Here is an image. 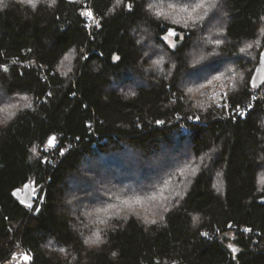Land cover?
<instances>
[{"label": "trees", "instance_id": "trees-1", "mask_svg": "<svg viewBox=\"0 0 264 264\" xmlns=\"http://www.w3.org/2000/svg\"><path fill=\"white\" fill-rule=\"evenodd\" d=\"M1 4L0 65L8 70H0V109L17 107L0 122V264L16 248L28 264H264V0H218L211 27L176 23L184 0ZM150 58L162 59L157 72L146 69ZM195 78L197 89H188ZM218 79L233 82L227 109L207 96ZM171 147L180 166L140 192L133 177ZM129 151L138 160L123 167L128 181L91 175L97 205L140 204L180 171L181 195L157 198L156 221L147 209L109 221L101 244L89 247L68 187L84 167H110ZM30 183L38 198L27 208L13 192Z\"/></svg>", "mask_w": 264, "mask_h": 264}, {"label": "rangeland", "instance_id": "rangeland-1", "mask_svg": "<svg viewBox=\"0 0 264 264\" xmlns=\"http://www.w3.org/2000/svg\"><path fill=\"white\" fill-rule=\"evenodd\" d=\"M199 2V0L197 1ZM1 3H3V0H0V6L2 5ZM151 3H153L151 1ZM184 5L186 6H180V11L181 8H188L189 10L191 9V7L194 5V3H196V0H184ZM182 4V3H180ZM203 11V9L199 10V12L197 13H193V15H199L201 12ZM180 18L176 20V23H179L178 21H184V23L186 22H190L191 24H193L189 19H188V13L182 11L181 14H179ZM178 18V17H176ZM180 24V23H179ZM190 24V25H191ZM197 23H195L196 25ZM183 25V24H182ZM184 26V25H183ZM172 33H174L173 31H171ZM261 35V34H260ZM174 36L175 35H170L168 34L166 37H164L165 42L170 46L173 47L174 46ZM158 60V59H157ZM156 58H150L148 61V67H146V69L149 72H157L158 67L155 66L153 64V61H157ZM66 64L64 65L63 68H66ZM235 76V75H234ZM258 79H257V83L262 82L264 79V68L261 69V71L258 73ZM200 81L195 78V79H189L188 81H186V83H188V89L191 90H195L197 89V84ZM226 83V85H225ZM225 85L226 87L224 88ZM233 85L232 80L229 81H219V79L210 87L208 86V94L207 96L209 97V99L212 97L211 100L214 101V103H216L218 106L220 107H224L225 105V100H224V95L225 93L228 94V91L231 90V87ZM2 100L5 99V97L1 96ZM7 108V107H4ZM1 108V109H4ZM10 111L13 112V108H10ZM9 119V114L8 112L5 111H0V122H6ZM38 149H35V152H37ZM169 154H168V153ZM184 155V152H181ZM178 154H180V152H176L175 147H171L169 148V150L167 151V149L165 151H162V153L160 155H158V157H156L155 159L154 156H152L150 158V162L146 163V169L144 170L145 172H142L138 177H134L133 178H137L134 179V181L136 180V182H138L139 184H142V188L141 191H143V193L147 192L146 190L149 188H152V186L154 185V183L163 175L166 173H169L172 169V171H174L178 166H180V162L182 161V159H180L178 157ZM138 155L137 153L132 154V152L129 151V153L126 154H121L120 156H118L117 158H114L113 161H115V163L113 165H111L110 167H98V166H94L93 168L90 166L92 173L89 174L91 171L89 170L88 172L86 171V169H88V167H84V171L82 172V178H78L76 177L75 180H73L72 184L68 187V198H67V203L69 206H72V209L74 212L76 211L75 205L77 203H79L78 205L81 207L78 211V222L81 225L80 227L83 229V232L87 233V237L84 239L85 243L86 241H88L86 244L89 247H97L99 244H101V234L100 231H102L103 228H105V226L108 224L109 221H114V220H119L118 222H120L121 220H123L125 217L131 215V214H138L140 215L142 212H144V210L146 211V209L148 210V214L150 215V217L147 218H152L151 220H158L160 216V207L157 206L158 200L157 198H161L162 194H166L164 196H166L163 200L164 201H171L174 197L180 196L181 195V185L179 186L178 184H175L176 179H174V177H176L177 175H179L181 173V171L176 174L174 177H172L171 180H169L167 183H165V187L169 188V189H163L161 188V190H158L156 192H150V194H146L144 195V197L149 201L146 206L144 204V201H146V199H141L138 200V197L136 198V200H138L140 202V204L138 202H136L135 200H133L131 202L130 205L126 206V204H117L114 203L113 201H106L109 204H104V205H97L99 203H101V200L99 199V195L95 194V196H97L98 198L95 199L93 197V191L98 189V185L96 184H92V180H91V175L92 178H94L93 175L97 176V177H102L105 179H108L109 181H112V179L116 178L115 180H118V178H122V177H128L126 174V171H124V168L127 167L128 165H135L136 161L138 160V157L136 156ZM170 155V156H167ZM177 157H175V156ZM117 160V161H116ZM125 166V167H124ZM124 167V168H123ZM153 170H156V172H153ZM159 171V172H158ZM162 171V172H161ZM87 172V173H85ZM164 172V173H163ZM137 176V175H136ZM125 180H129L126 179ZM140 180V181H139ZM76 181V182H75ZM173 181V182H172ZM91 182V184L89 183ZM133 182V181H132ZM131 181L129 182L130 184H133ZM99 183V182H97ZM38 192H36V194L34 195V201L33 204L35 203V201L38 198ZM104 197L107 196V194H103ZM109 196V195H108ZM130 196V195H128ZM122 201H125L124 198L121 199ZM103 202V201H102ZM96 203V204H94ZM120 203V200H119ZM96 205V206H94ZM149 205V206H148ZM143 209V210H142ZM98 210V211H97ZM83 212V213H82ZM94 228V229H92ZM99 233V242L97 243H92V240H95L96 237L94 234ZM13 254H15L16 258L13 259ZM13 254L11 255V257L3 264H25V262L23 261L22 257L26 254L24 253L20 248H16L15 251L13 252ZM29 257L30 255L27 254ZM30 261V259H29ZM29 261L27 262V264L29 263Z\"/></svg>", "mask_w": 264, "mask_h": 264}, {"label": "snow or ice", "instance_id": "snow-or-ice-1", "mask_svg": "<svg viewBox=\"0 0 264 264\" xmlns=\"http://www.w3.org/2000/svg\"><path fill=\"white\" fill-rule=\"evenodd\" d=\"M23 2L30 4L32 7L36 6V3L38 2V0H23ZM49 6H53L56 3V0H48ZM218 4V0H199V2L194 3V5L191 7V9L189 10L188 8H181V11L187 12L188 13V19L192 22V23H204L206 21V27H211L213 24V21L215 20V15H210L211 13H213V10L217 7ZM127 7L129 8V10H131V4L127 5ZM156 5L154 3H149L148 8L149 10L155 8ZM203 9V11L199 14V15H193V13H197L199 12V10ZM87 15L91 16V13L88 12L86 13ZM161 11L158 10L156 12V15H160ZM169 34L170 35H174L175 33H172L171 30H169ZM261 34L264 35V28L261 29ZM217 45H219L221 43L220 40L216 41ZM252 45L248 44L246 45V47L241 48L240 51L243 53L246 51V48H250ZM69 57H65V60H68ZM119 57H114V60H119ZM261 62L264 63V53H261L260 56ZM162 59L161 60H157V61H153V64L155 66H159L162 63ZM0 70L3 71H7L8 68L6 65H0ZM219 78V77H218ZM232 79H235V76L232 77ZM134 94V93H133ZM50 95V93H49ZM255 98V97H253ZM26 99V98H25ZM17 107L16 105H10V108H15ZM24 107H30L29 104H25ZM239 107V106H238ZM0 111H5L8 112L9 114V118H11V116L15 115L14 112H11L9 108H4V109H0ZM157 123H162V122H157ZM49 146H54V138H50L48 141ZM33 152L35 153V149H33ZM61 155H63L64 153L61 152ZM260 184L264 185V177L261 178L260 180ZM165 211H167V208L164 209ZM198 217H194L193 221L194 223L198 221ZM153 223H155V221H152ZM229 227H232L231 225H229ZM244 232H251L252 230L250 228H244L243 229ZM202 235H206L205 233H201ZM96 239L92 240V243H97L99 242V233L94 234ZM88 241H86L87 243ZM229 247L231 248V251L235 254L236 252H238L239 250L235 247H233L232 245H229ZM61 251H64V249H61ZM113 255H115V253H113ZM16 256L15 254H13V259H15ZM23 261L25 262V264H27V262L29 261L30 257L25 254L22 257Z\"/></svg>", "mask_w": 264, "mask_h": 264}, {"label": "water", "instance_id": "water-1", "mask_svg": "<svg viewBox=\"0 0 264 264\" xmlns=\"http://www.w3.org/2000/svg\"><path fill=\"white\" fill-rule=\"evenodd\" d=\"M262 66H263V63L260 62L259 63V68H261ZM256 74H257V72L254 74V76L252 78L253 81L256 80ZM50 138H54V141H55V136H52ZM46 146L48 148H52L53 147V146H49L48 142H47ZM36 192H37V190H36L34 184L30 183V184L24 185V187L22 189L15 190L13 192V196H14L15 199H17L19 201V203L22 206L30 208L33 205L34 195L36 194Z\"/></svg>", "mask_w": 264, "mask_h": 264}, {"label": "built area", "instance_id": "built-area-1", "mask_svg": "<svg viewBox=\"0 0 264 264\" xmlns=\"http://www.w3.org/2000/svg\"><path fill=\"white\" fill-rule=\"evenodd\" d=\"M224 100H225V99H224ZM225 102H226V101H225ZM224 107H226V109L228 108L227 103H225ZM249 108H250V107L247 106L245 109L234 110V111L232 112V114H233V113H237V114H243V115H245L246 112L249 110ZM49 149H50V148L46 147V148H45V152H48ZM4 263H5V262H4Z\"/></svg>", "mask_w": 264, "mask_h": 264}]
</instances>
